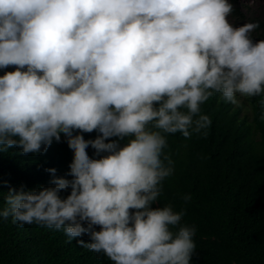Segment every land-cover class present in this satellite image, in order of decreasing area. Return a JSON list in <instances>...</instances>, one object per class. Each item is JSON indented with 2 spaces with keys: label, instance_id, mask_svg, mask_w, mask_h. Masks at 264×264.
Here are the masks:
<instances>
[{
  "label": "clouds",
  "instance_id": "clouds-1",
  "mask_svg": "<svg viewBox=\"0 0 264 264\" xmlns=\"http://www.w3.org/2000/svg\"><path fill=\"white\" fill-rule=\"evenodd\" d=\"M8 66L0 153L41 154L63 134L72 160L71 179L49 168V186H9L0 218L69 241L86 234L76 243L113 264H193L196 230L181 223L184 210L153 207L175 171L166 134L206 135L200 106L216 94L234 105L264 96L256 21L229 0H0V69Z\"/></svg>",
  "mask_w": 264,
  "mask_h": 264
},
{
  "label": "trees",
  "instance_id": "trees-1",
  "mask_svg": "<svg viewBox=\"0 0 264 264\" xmlns=\"http://www.w3.org/2000/svg\"><path fill=\"white\" fill-rule=\"evenodd\" d=\"M229 1L247 17L240 0ZM247 18L264 32V13ZM15 67L0 69V75ZM245 102L226 103L216 94L200 106L211 119L206 135L166 134L164 151L175 171L163 181L153 207L171 203L176 211L184 210L181 223L196 230L193 264H264V96L245 97ZM96 134L83 133L85 139ZM86 151L93 155L91 147ZM71 160L63 134L41 154H22L15 147L0 153V207L9 186H49L53 174L46 169L71 179L66 175ZM186 193L191 194L187 202ZM77 239L87 242L88 236L69 241L62 231L0 218V264H113L103 253L80 247Z\"/></svg>",
  "mask_w": 264,
  "mask_h": 264
},
{
  "label": "rangeland",
  "instance_id": "rangeland-1",
  "mask_svg": "<svg viewBox=\"0 0 264 264\" xmlns=\"http://www.w3.org/2000/svg\"><path fill=\"white\" fill-rule=\"evenodd\" d=\"M241 3V9L242 11L247 15V17H262L264 13V0H240ZM227 19L229 22L233 23L235 26H239L241 22L237 20V23H234V19H236L234 16H232L230 13L227 14ZM249 35H252V38H254L253 34L251 32ZM237 100L239 101L236 105H245V97L237 96ZM245 111V110H244Z\"/></svg>",
  "mask_w": 264,
  "mask_h": 264
}]
</instances>
